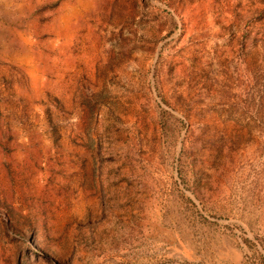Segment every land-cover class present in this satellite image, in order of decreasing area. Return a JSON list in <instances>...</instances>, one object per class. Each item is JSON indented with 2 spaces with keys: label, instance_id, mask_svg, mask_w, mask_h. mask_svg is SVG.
<instances>
[{
  "label": "rangeland",
  "instance_id": "374dc122",
  "mask_svg": "<svg viewBox=\"0 0 264 264\" xmlns=\"http://www.w3.org/2000/svg\"><path fill=\"white\" fill-rule=\"evenodd\" d=\"M0 264H264V0H0Z\"/></svg>",
  "mask_w": 264,
  "mask_h": 264
}]
</instances>
